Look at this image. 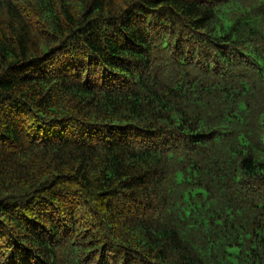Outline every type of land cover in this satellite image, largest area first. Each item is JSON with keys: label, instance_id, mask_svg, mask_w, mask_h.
I'll return each instance as SVG.
<instances>
[{"label": "trees", "instance_id": "trees-1", "mask_svg": "<svg viewBox=\"0 0 264 264\" xmlns=\"http://www.w3.org/2000/svg\"><path fill=\"white\" fill-rule=\"evenodd\" d=\"M0 264H264V0H0Z\"/></svg>", "mask_w": 264, "mask_h": 264}]
</instances>
